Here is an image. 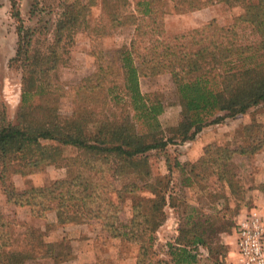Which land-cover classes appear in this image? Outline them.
Masks as SVG:
<instances>
[{"label": "trees", "instance_id": "1", "mask_svg": "<svg viewBox=\"0 0 264 264\" xmlns=\"http://www.w3.org/2000/svg\"><path fill=\"white\" fill-rule=\"evenodd\" d=\"M247 2L244 4L246 12L240 18L252 22L260 34L261 40L255 45L238 42L236 23L220 26L210 21L191 31L168 36L155 2L137 0L135 13L126 17L130 18L128 23L134 25V34L128 47L116 50L117 64L98 62V57L95 72L68 88L52 81L51 73L59 63L63 31L76 25L80 18L77 4L71 5L75 11L64 10L46 52L32 43L39 27L26 28L20 24L17 48L10 65L14 63L22 69L21 103L17 122L12 123L0 102V179H5L8 169L24 174L36 170L42 162L54 161L47 153L32 158L35 155L32 151L42 140L74 146L90 153L95 160L102 158L108 162L115 158L120 174L130 166L145 164V173L149 175L147 160L143 157L145 152L161 149L174 139H193L204 126L219 123L264 102V60L254 65L245 61L254 55L251 52L264 51V0ZM14 15L22 21L18 11ZM121 19L119 12L107 24L114 25ZM162 73L171 76L182 107V118L175 134L169 138L160 134L158 114L163 109L162 103L149 101L139 86L140 76ZM120 81L121 85H118ZM100 92H103V104L107 105L111 100L119 104L120 100L123 108L119 114L91 110L90 115L94 116L91 121L86 112L90 107H86L84 101ZM58 95L74 99L71 115H57L51 96ZM108 96L111 97L108 99ZM215 150L216 156H210L207 151L189 164L191 178L186 176L185 180H180L178 188L161 183L154 189V197L147 199L145 208L140 206L134 210L128 234L138 235L143 258L150 252L155 229L166 218L165 205H175L173 195H179L176 191L180 187L189 186L192 181L204 185L209 171L202 168L206 166L211 174L231 188L236 177L230 170L232 154L236 151L251 154L257 149L218 146ZM75 166L72 176L56 179L46 186H31L22 191L4 189L7 200L20 205L55 208L58 217L66 208L78 205L81 213L77 210L66 213L67 221L99 218L108 230L114 228L113 231L120 234L114 226L115 213L105 210L102 200L97 202L108 186H100L94 178L112 180L109 166L90 159L77 160ZM181 167L185 170V165ZM134 183H126L123 188L134 190L137 188ZM205 208L208 207L202 204L191 207L187 213L183 211L185 216L179 234L175 242L169 244L173 256L170 264H199L200 260L217 255L218 250L213 244L222 242L223 235L237 227V223H229L225 218L224 203L212 212ZM1 233L0 264H24L25 256L20 252L3 251L9 241L5 238L7 232L2 230Z\"/></svg>", "mask_w": 264, "mask_h": 264}, {"label": "rangeland", "instance_id": "2", "mask_svg": "<svg viewBox=\"0 0 264 264\" xmlns=\"http://www.w3.org/2000/svg\"><path fill=\"white\" fill-rule=\"evenodd\" d=\"M153 1L160 10L158 15L168 36L191 31L214 21L220 26L236 23V35L241 45H255L261 40L253 23L241 19L246 12L244 4L248 0ZM136 2L137 0H0V102L5 107L7 119L12 123L17 122L21 103L22 69L14 63L10 65V59L17 48V28L20 24L26 28L39 27L32 43L46 52L48 45L54 40L56 26L64 10L75 11L71 9V5L77 4L80 18L76 25L63 31L59 42V63L51 73L52 81L68 88L94 73L100 61L117 64L116 50L128 47L134 34V25L128 23L130 18L126 17L131 12L135 13ZM16 11L21 22L14 15ZM119 12L122 19L114 25L107 24ZM122 20L126 22L120 23ZM251 54L254 55L245 60L249 65L264 60V55H261L264 51ZM118 85H121V81ZM139 86L145 98L163 105L158 114L161 136H173L182 118V107L171 76L168 73L140 76ZM51 97L52 104L56 105L57 115L72 114V97ZM87 98L88 101L84 102L86 107H90L86 112L91 121H94V116L90 115L91 110L95 113L107 111L119 114L123 108L120 100L119 104L114 100L108 101L107 105L103 104V92ZM174 140L161 149H151L143 154L147 160L149 175L145 173V164L140 167L130 166L120 174L115 158L108 162L102 158L95 160L90 157V153L74 146L63 145L54 140L40 141L37 149L32 151L35 154L32 158L47 153L53 156L54 161L42 162L36 170L24 174L8 169L5 179H0V226H4L0 228V234L2 230L7 232L5 238L9 241L3 251L20 252L25 256L24 264H170L173 256L169 244L175 242L179 227L184 221L183 213L190 211L191 207L203 204L208 207L205 209L212 212L224 203V214L229 223H236L239 215L253 206L262 213L263 207L253 205L254 199H250L246 191L248 188L264 190V102L250 107L244 113L204 126L193 139ZM218 146L257 150L251 154L239 151L232 154L230 170L236 177L231 188L217 179L215 174H211L210 168L206 166L202 168L209 171L204 185L192 181L189 186L180 187L176 191L179 195H173L176 198L173 200L175 205H165L166 218L155 229L150 252L143 258L138 235L128 234L134 210L140 206L145 208L147 199L154 197V189L159 184L166 182L178 188L180 180H185L186 176L191 178L189 164L195 159L190 157L199 151L200 156L207 151L210 156H216L215 148ZM80 159H90L109 166L112 180L107 177L94 178V182L100 186H108L97 202L102 200L103 208L115 213L114 226L120 234H116L117 230L113 231L114 228L108 230L99 218L85 217L67 221L66 213L72 214L76 210L81 213L78 205H71L61 211L58 217L55 208L20 205L7 200L4 189L22 191L31 186H46L56 179L70 177L75 173L76 161ZM1 165L0 161V169ZM183 165L185 170L181 167ZM132 181L137 184V188H123ZM169 202L172 203V199ZM235 238L236 229L233 228L223 235L222 242L213 244L218 250L217 255L202 259L199 264H233L231 256L234 255L230 253H236ZM47 243H51V246H47Z\"/></svg>", "mask_w": 264, "mask_h": 264}, {"label": "built area", "instance_id": "3", "mask_svg": "<svg viewBox=\"0 0 264 264\" xmlns=\"http://www.w3.org/2000/svg\"><path fill=\"white\" fill-rule=\"evenodd\" d=\"M236 264H264V220L255 207L237 222Z\"/></svg>", "mask_w": 264, "mask_h": 264}, {"label": "crops", "instance_id": "4", "mask_svg": "<svg viewBox=\"0 0 264 264\" xmlns=\"http://www.w3.org/2000/svg\"><path fill=\"white\" fill-rule=\"evenodd\" d=\"M200 154H201V152L199 151V152H196L195 154H194V156H192V157H190V159H196V158H198L199 156H200ZM247 195H248V197L250 198V199H254L253 200V202H252V204L253 205H256V204H258V205H261L262 207H263V210L261 211L262 213H261V215H262V217H264V204H263V201H264V190H260V189H251V188H248L247 189ZM252 196H255V197H252ZM256 200H257V202H256ZM253 207H255V206H253ZM247 210H245V212H246ZM245 212H243L241 215H239V217H238V220H235L236 221V223L239 221V219H240V217L245 213ZM263 220H264V218H263ZM236 229V228H235ZM236 239V238H235ZM236 241V240H235ZM230 255H234V256H231L232 258H231V261H233V264H236V253L233 251V253H230Z\"/></svg>", "mask_w": 264, "mask_h": 264}]
</instances>
